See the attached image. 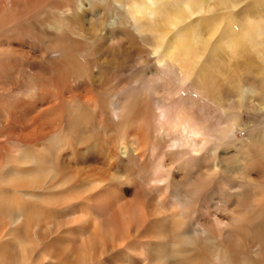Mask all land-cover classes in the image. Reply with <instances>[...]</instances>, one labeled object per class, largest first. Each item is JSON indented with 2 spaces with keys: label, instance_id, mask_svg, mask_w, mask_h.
I'll return each instance as SVG.
<instances>
[{
  "label": "bare ground",
  "instance_id": "6f19581e",
  "mask_svg": "<svg viewBox=\"0 0 264 264\" xmlns=\"http://www.w3.org/2000/svg\"><path fill=\"white\" fill-rule=\"evenodd\" d=\"M115 2L0 0V264H264V12Z\"/></svg>",
  "mask_w": 264,
  "mask_h": 264
},
{
  "label": "rangeland",
  "instance_id": "374dc122",
  "mask_svg": "<svg viewBox=\"0 0 264 264\" xmlns=\"http://www.w3.org/2000/svg\"><path fill=\"white\" fill-rule=\"evenodd\" d=\"M93 1V9L96 11L99 10L102 13V20H109L113 16V11L117 9L119 3H116L115 0H92ZM123 1V0H122ZM250 1V3H248ZM128 2H121V5L126 7ZM264 0H239V4L236 7V10L238 9H243L241 14L237 15V18L240 21H250L251 25L252 22H256L255 25H263V21L260 20V22L256 21L257 16L260 17L261 14L264 12ZM105 9H108L105 12ZM86 18H88V15H86ZM254 26V24H253ZM158 53H154L153 56L151 57L150 64L151 65H156V60L158 58ZM187 87H190V83L188 82ZM258 123V124H257ZM260 126V122L257 121L256 123L252 124L250 128L247 129H241L240 131L237 132L238 139H241L247 134L249 131L252 129H255L257 126ZM249 185V186H248ZM245 185L243 188L253 192L254 188L253 185L248 184ZM251 185V186H250ZM248 186V187H247ZM247 187V188H246Z\"/></svg>",
  "mask_w": 264,
  "mask_h": 264
}]
</instances>
